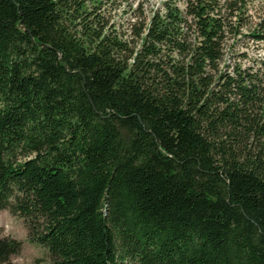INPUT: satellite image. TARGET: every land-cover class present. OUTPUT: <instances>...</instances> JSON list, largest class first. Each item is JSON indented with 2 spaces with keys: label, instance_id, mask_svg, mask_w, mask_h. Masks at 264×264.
Segmentation results:
<instances>
[{
  "label": "trees",
  "instance_id": "1",
  "mask_svg": "<svg viewBox=\"0 0 264 264\" xmlns=\"http://www.w3.org/2000/svg\"><path fill=\"white\" fill-rule=\"evenodd\" d=\"M107 4L0 0V211L50 264H264V62L225 61L245 1L139 6L130 38Z\"/></svg>",
  "mask_w": 264,
  "mask_h": 264
},
{
  "label": "rangeland",
  "instance_id": "2",
  "mask_svg": "<svg viewBox=\"0 0 264 264\" xmlns=\"http://www.w3.org/2000/svg\"><path fill=\"white\" fill-rule=\"evenodd\" d=\"M165 0H108L104 6L105 19L110 24L115 23L119 32L126 38H130V25L137 16L135 9L142 6L144 15L148 18L151 13L161 9ZM247 11L243 15V25L240 36H228L225 44L226 63L240 64L242 67H258L264 62V43L258 44L253 38H249L253 28L259 22L264 0H244ZM175 5L183 9V0H172ZM264 72V66H263ZM0 239L16 240L20 243L19 251L10 257L13 264H50L51 260L47 250L35 242H31L28 229L22 218L11 214L8 210L0 211Z\"/></svg>",
  "mask_w": 264,
  "mask_h": 264
}]
</instances>
